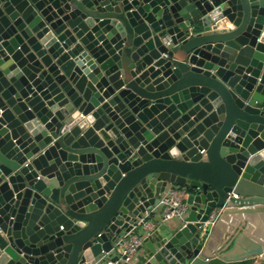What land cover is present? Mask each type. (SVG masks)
<instances>
[{
    "label": "water",
    "instance_id": "obj_1",
    "mask_svg": "<svg viewBox=\"0 0 264 264\" xmlns=\"http://www.w3.org/2000/svg\"><path fill=\"white\" fill-rule=\"evenodd\" d=\"M215 259L264 264V0H0V264Z\"/></svg>",
    "mask_w": 264,
    "mask_h": 264
},
{
    "label": "built area",
    "instance_id": "obj_2",
    "mask_svg": "<svg viewBox=\"0 0 264 264\" xmlns=\"http://www.w3.org/2000/svg\"><path fill=\"white\" fill-rule=\"evenodd\" d=\"M165 43H170V38H164ZM204 152V151H203ZM202 152V153H203ZM187 193L185 189L172 187L168 189L161 200V217L164 221H172L175 219H183L187 213V205L184 199ZM149 226V225H147ZM141 238L137 235L131 236L129 241H120L118 251L121 257L129 256L134 253L141 244ZM105 264H115L108 261Z\"/></svg>",
    "mask_w": 264,
    "mask_h": 264
},
{
    "label": "trees",
    "instance_id": "obj_3",
    "mask_svg": "<svg viewBox=\"0 0 264 264\" xmlns=\"http://www.w3.org/2000/svg\"><path fill=\"white\" fill-rule=\"evenodd\" d=\"M211 264H256V263H255V260H253V259L245 260V261H241V262H225L222 260L215 259V260L211 261Z\"/></svg>",
    "mask_w": 264,
    "mask_h": 264
},
{
    "label": "crops",
    "instance_id": "obj_4",
    "mask_svg": "<svg viewBox=\"0 0 264 264\" xmlns=\"http://www.w3.org/2000/svg\"><path fill=\"white\" fill-rule=\"evenodd\" d=\"M160 214H161V210H160ZM176 221H178V220L175 219V220H172L171 222H176ZM147 224L151 225V223H147Z\"/></svg>",
    "mask_w": 264,
    "mask_h": 264
},
{
    "label": "rangeland",
    "instance_id": "obj_5",
    "mask_svg": "<svg viewBox=\"0 0 264 264\" xmlns=\"http://www.w3.org/2000/svg\"><path fill=\"white\" fill-rule=\"evenodd\" d=\"M259 263V262H256V264Z\"/></svg>",
    "mask_w": 264,
    "mask_h": 264
}]
</instances>
